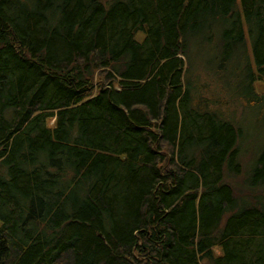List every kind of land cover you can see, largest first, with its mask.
Here are the masks:
<instances>
[{
  "label": "trees",
  "instance_id": "1",
  "mask_svg": "<svg viewBox=\"0 0 264 264\" xmlns=\"http://www.w3.org/2000/svg\"><path fill=\"white\" fill-rule=\"evenodd\" d=\"M259 82L264 0H0V264H264Z\"/></svg>",
  "mask_w": 264,
  "mask_h": 264
},
{
  "label": "rangeland",
  "instance_id": "2",
  "mask_svg": "<svg viewBox=\"0 0 264 264\" xmlns=\"http://www.w3.org/2000/svg\"><path fill=\"white\" fill-rule=\"evenodd\" d=\"M212 82H213L212 86H213L214 91L219 92L220 84L213 79H212ZM256 89L258 92L262 93V91L264 90V82H259L256 85ZM227 112H228V115H233L232 117H234L235 121L238 124H241L243 126H249L250 122H255V119L250 116L251 111L247 109V107L244 105V101L239 98H235V101L229 102V109H227ZM260 118L261 116L258 117L259 119L257 120L258 122H260ZM54 120L55 118L50 121L51 125L54 124ZM260 131H264V124L262 126V130ZM260 131L254 130V128H252L251 126L249 127L248 129L249 139H248V142H246V144L244 145V149L242 151V156H241L242 161H243L244 173L240 177H237V178H233V179L227 178V181H229L236 188L243 187L245 183L244 181L245 173L249 169L250 165L253 163L255 153L258 147L260 146L259 143L261 142V139H263L264 137V133H263V136H262V133L261 134L258 133L256 136V133ZM236 184L239 186H237Z\"/></svg>",
  "mask_w": 264,
  "mask_h": 264
}]
</instances>
